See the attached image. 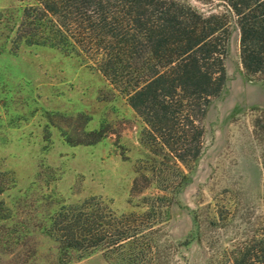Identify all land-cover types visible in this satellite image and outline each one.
Wrapping results in <instances>:
<instances>
[{
    "label": "rangeland",
    "instance_id": "1",
    "mask_svg": "<svg viewBox=\"0 0 264 264\" xmlns=\"http://www.w3.org/2000/svg\"><path fill=\"white\" fill-rule=\"evenodd\" d=\"M202 14L225 13L229 38L226 81L202 121L203 147L176 191L150 185L131 191L148 148L145 125L35 0H0V171L15 184L0 195V264H58L45 229L61 204L90 196L118 214L141 212L144 197L165 195L162 244L172 264H232V254L264 234V80L248 76L239 31L216 0H178ZM95 130V145L75 144ZM186 243V244H185ZM70 264H109L100 251Z\"/></svg>",
    "mask_w": 264,
    "mask_h": 264
},
{
    "label": "trees",
    "instance_id": "2",
    "mask_svg": "<svg viewBox=\"0 0 264 264\" xmlns=\"http://www.w3.org/2000/svg\"><path fill=\"white\" fill-rule=\"evenodd\" d=\"M35 1V11L56 23L145 125L141 142L149 156L136 167L131 191H176L202 152V121L226 81L227 14L205 15L178 0ZM216 1L236 18L244 72L264 80V0ZM253 126L264 134V111ZM104 136L85 132L75 144L95 145ZM14 184L12 173L0 171V195ZM142 203L143 211L121 214L96 196L61 204L45 229L58 246V264L94 251L109 264H172L160 238L170 201L154 195ZM231 261L264 264V234L236 249Z\"/></svg>",
    "mask_w": 264,
    "mask_h": 264
}]
</instances>
